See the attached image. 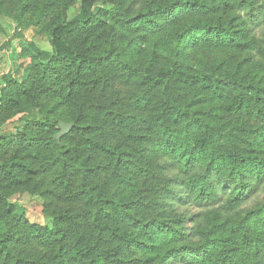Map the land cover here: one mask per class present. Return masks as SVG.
Returning a JSON list of instances; mask_svg holds the SVG:
<instances>
[{
  "label": "trees",
  "instance_id": "16d2710c",
  "mask_svg": "<svg viewBox=\"0 0 264 264\" xmlns=\"http://www.w3.org/2000/svg\"><path fill=\"white\" fill-rule=\"evenodd\" d=\"M76 2L0 0V264H264V0Z\"/></svg>",
  "mask_w": 264,
  "mask_h": 264
},
{
  "label": "rangeland",
  "instance_id": "374dc122",
  "mask_svg": "<svg viewBox=\"0 0 264 264\" xmlns=\"http://www.w3.org/2000/svg\"><path fill=\"white\" fill-rule=\"evenodd\" d=\"M77 8L78 0L75 6L69 11V15H74L77 11ZM96 9L98 8L96 7L94 10ZM19 33L22 35V37L17 35ZM19 42H29L33 45V47L37 48L43 53L50 52V46L47 37L40 27L30 26L21 29L11 17H0V62L3 57H6L7 51L10 54H13L14 57H17V62L14 63V66L20 67V75L18 79H21L25 76L24 68L29 63V60L22 57V43L20 44ZM18 43L19 45L14 47L13 50L9 47L11 44ZM1 71L2 70L0 69V73ZM1 80L2 76L0 74V81ZM20 117L25 118L26 120H40L42 118L37 110H33L27 115L18 116L14 119L15 121H13V123H9L5 127L6 133L14 132V129L20 124L16 119ZM60 123L69 125L67 122ZM58 129L60 132V128ZM259 197L262 198V196ZM254 201L250 202L249 205L253 204ZM10 202L19 204V206L24 210L25 217L30 224L35 226L51 225V219L49 218L47 212V201L39 194L38 190L35 192L26 190L16 191L11 195Z\"/></svg>",
  "mask_w": 264,
  "mask_h": 264
},
{
  "label": "crops",
  "instance_id": "0c3cea01",
  "mask_svg": "<svg viewBox=\"0 0 264 264\" xmlns=\"http://www.w3.org/2000/svg\"><path fill=\"white\" fill-rule=\"evenodd\" d=\"M10 58H11V54L7 51L6 57L5 58L3 57L0 62V69L2 70L0 73L1 76H4L8 73L10 66L12 64Z\"/></svg>",
  "mask_w": 264,
  "mask_h": 264
},
{
  "label": "water",
  "instance_id": "95a60500",
  "mask_svg": "<svg viewBox=\"0 0 264 264\" xmlns=\"http://www.w3.org/2000/svg\"><path fill=\"white\" fill-rule=\"evenodd\" d=\"M59 128H60V132L57 135L58 139L70 132L71 125H65L63 123H60Z\"/></svg>",
  "mask_w": 264,
  "mask_h": 264
}]
</instances>
